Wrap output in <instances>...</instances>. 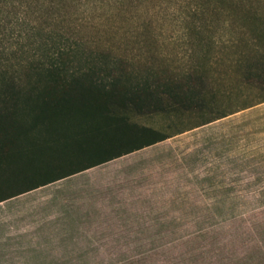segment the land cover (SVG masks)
<instances>
[{
    "label": "rangeland",
    "instance_id": "rangeland-1",
    "mask_svg": "<svg viewBox=\"0 0 264 264\" xmlns=\"http://www.w3.org/2000/svg\"><path fill=\"white\" fill-rule=\"evenodd\" d=\"M45 1L20 15L137 74L189 75L202 109L134 115L169 136L0 201V264H264V0ZM10 30L8 55L46 34ZM76 135L21 136L14 187L78 164Z\"/></svg>",
    "mask_w": 264,
    "mask_h": 264
},
{
    "label": "trees",
    "instance_id": "trees-1",
    "mask_svg": "<svg viewBox=\"0 0 264 264\" xmlns=\"http://www.w3.org/2000/svg\"><path fill=\"white\" fill-rule=\"evenodd\" d=\"M32 2L47 12L45 0H0V33H5L6 24L9 33H16L14 40L21 33H46L39 42L32 36L30 43L15 47L11 55L0 43V201L169 136L134 121V115L202 109L200 91L192 86L189 75L150 69L137 74L121 55L86 48L61 31H42L20 15ZM6 5L11 11L6 9L3 15L1 6ZM63 127L77 134L65 159L81 157L79 163L14 187L16 141L26 133L58 132Z\"/></svg>",
    "mask_w": 264,
    "mask_h": 264
}]
</instances>
